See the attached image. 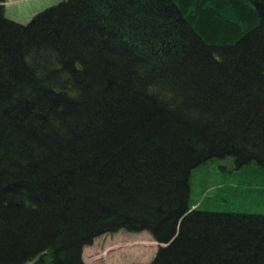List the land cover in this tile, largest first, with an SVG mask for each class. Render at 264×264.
I'll return each mask as SVG.
<instances>
[{
  "label": "trees",
  "instance_id": "trees-1",
  "mask_svg": "<svg viewBox=\"0 0 264 264\" xmlns=\"http://www.w3.org/2000/svg\"><path fill=\"white\" fill-rule=\"evenodd\" d=\"M264 264V0H0V264Z\"/></svg>",
  "mask_w": 264,
  "mask_h": 264
},
{
  "label": "rangeland",
  "instance_id": "rangeland-1",
  "mask_svg": "<svg viewBox=\"0 0 264 264\" xmlns=\"http://www.w3.org/2000/svg\"><path fill=\"white\" fill-rule=\"evenodd\" d=\"M64 0H5L7 18L28 24L38 13ZM158 246L148 232L120 231L97 238L84 248L85 264H149Z\"/></svg>",
  "mask_w": 264,
  "mask_h": 264
}]
</instances>
